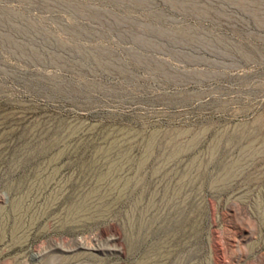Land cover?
I'll return each instance as SVG.
<instances>
[{
  "label": "rangeland",
  "instance_id": "374dc122",
  "mask_svg": "<svg viewBox=\"0 0 264 264\" xmlns=\"http://www.w3.org/2000/svg\"><path fill=\"white\" fill-rule=\"evenodd\" d=\"M0 264H264V0H0Z\"/></svg>",
  "mask_w": 264,
  "mask_h": 264
}]
</instances>
